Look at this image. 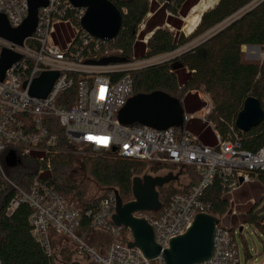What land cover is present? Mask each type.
I'll list each match as a JSON object with an SVG mask.
<instances>
[{"label":"built area","instance_id":"built-area-1","mask_svg":"<svg viewBox=\"0 0 264 264\" xmlns=\"http://www.w3.org/2000/svg\"><path fill=\"white\" fill-rule=\"evenodd\" d=\"M27 1L0 0V14L11 29L20 27L27 17ZM46 1V7L38 10L33 34L22 46L0 38V54L5 49L20 57L0 82V204L4 195L10 193L4 213L10 216L20 206L27 207L31 238L55 262L54 241L61 238L71 248L72 264H164L161 254L146 260L139 250L128 247L132 241L130 232L111 221L115 208L113 190L85 213L92 232L108 235V244L100 250L89 242V236H80L79 212L51 184L53 159L65 149L61 143L89 147L131 161L193 170L194 182L179 188L161 203L157 212L134 214L150 225L161 252L168 249L172 239L185 234L196 215H211V204L204 200V193L214 181L225 197L264 178V148L256 152L244 150L235 127L237 133L231 127L223 139L206 121L213 104L203 87L194 92L203 107L199 113L183 115L182 129L158 131L120 124L117 115L134 96L132 75L165 62L166 54L97 65L103 59L120 57L122 52L111 47L113 40L96 39L81 28L85 9L73 8L68 0ZM139 28L143 30V22ZM67 31L72 37L65 44L54 37H65ZM45 72L57 74L46 96H31V84ZM192 119H200L211 128L213 147L202 145L185 128ZM55 125L62 131V138ZM8 152H13L19 161L13 168L4 164ZM26 160L37 167L26 184L20 185L6 169L15 170ZM217 220L212 256L199 264H239L236 226L226 227Z\"/></svg>","mask_w":264,"mask_h":264},{"label":"trees","instance_id":"trees-1","mask_svg":"<svg viewBox=\"0 0 264 264\" xmlns=\"http://www.w3.org/2000/svg\"><path fill=\"white\" fill-rule=\"evenodd\" d=\"M107 1L122 15L120 33L111 43L114 50L122 52L121 56L117 57L123 60L122 62L132 57L149 58L170 54L179 46L202 37L198 45L175 58L134 73L132 75L134 95L149 94L154 91L165 92L171 97L177 95L182 97L181 104L185 111L187 106L195 101L197 106L191 112L194 113L203 107V103L194 92L203 87L209 93L213 104L206 121L214 126L223 139L228 137L231 127L235 131L234 121L246 98H256L264 113V64L243 62L241 52L242 47L264 46V0L236 20H234L236 17L259 0H218L212 8L202 14L201 18L187 16L199 0L170 2L154 0L150 3L147 0ZM122 10L125 11L124 14ZM187 18H192L190 26L184 22L190 31L183 27V20ZM142 22L144 28L138 36L140 40L148 34L149 37L146 43L140 42L136 48L135 36ZM226 24L228 25L225 26ZM223 26L225 27L222 28ZM180 31L182 37L187 36L181 42ZM54 127L62 138V131L56 125ZM189 127L196 132L201 131L199 136L206 141L207 129L202 126ZM238 138L244 150L256 152L264 148V120L247 133H238ZM62 145L65 149L58 153L52 162L51 184L67 201L65 195L72 192L73 187L70 189L67 188L66 183H61L60 176L61 171L73 161L68 152L70 149L89 147H72L61 143ZM99 153L101 158L86 159L83 168L93 182L104 189V195L83 203L81 208L67 201L80 214L78 232L83 238L92 232L85 213L92 209L109 190H116L123 203L129 202L131 180L135 177L136 170H140L146 164L119 158L110 153ZM36 167L33 161L26 160L21 161L15 170H7V172L15 182L25 185L34 174ZM261 181H264V178ZM177 192L179 190L170 191L160 202H166ZM9 195L10 193L4 195L0 204V264H58L48 258L31 238L28 224L30 210L27 207L20 206L12 215H5L4 210ZM204 200L211 204L209 214L217 218L228 207L227 201L224 200V192L217 181L205 191ZM248 215L244 222L255 223L256 215L253 214V208L252 213L249 211Z\"/></svg>","mask_w":264,"mask_h":264},{"label":"water","instance_id":"water-1","mask_svg":"<svg viewBox=\"0 0 264 264\" xmlns=\"http://www.w3.org/2000/svg\"><path fill=\"white\" fill-rule=\"evenodd\" d=\"M170 1L165 0V2ZM27 2V17L17 29H11L5 17L0 14L1 39L22 46L23 41L33 34L37 24L38 10L46 7L47 1L28 0ZM68 2L73 8L85 9L80 26L90 36L99 40L112 41L120 33L122 15L107 0H68ZM250 9L241 13L234 20ZM19 58L17 54L5 49L2 50L0 54V82L3 81L5 71ZM122 61L118 58H109L95 64L107 65L109 63H121ZM56 75L55 72L41 74L31 84L29 94L37 98H44ZM183 115V106L178 99L169 96L165 92L154 91L149 94L132 96L119 111L117 120L124 126L140 125L162 131L168 128L182 129L184 124ZM263 120L264 113L259 101L254 97H248L244 100L242 109L236 116L234 127L239 133H247L250 129L262 123ZM18 163L19 161L14 153L8 152L4 159L5 166L13 168ZM179 175L180 173L168 172L163 176L134 177L131 180L132 199L127 203H123L118 192L113 190L115 208L111 221L115 226L123 227L130 232L132 241L128 243V247L139 250L146 260H152L161 254L164 264H199L207 261L212 256L214 228L218 224L216 217L207 214L196 215L185 234L172 239L168 249L162 252L154 242L150 225L144 219L134 217V214L137 213L157 212L161 207L157 189L171 182H176ZM239 231H241V228H239Z\"/></svg>","mask_w":264,"mask_h":264},{"label":"rangeland","instance_id":"rangeland-1","mask_svg":"<svg viewBox=\"0 0 264 264\" xmlns=\"http://www.w3.org/2000/svg\"><path fill=\"white\" fill-rule=\"evenodd\" d=\"M147 1L150 3L154 0ZM200 1L202 0H199V2ZM203 1L207 3L212 2V4H210L211 7L218 2L217 0L215 1V3L211 0ZM260 1L262 0H259L258 2ZM257 3H255L252 7H254ZM199 15H191V13L189 12L187 16H194L198 18ZM191 19L192 18H187L185 19V21L183 20V27L186 30L189 29L184 25V22H186V24L188 23L187 25L190 26V24L192 23ZM139 32L140 28L138 27L135 36L136 48L138 47V43H145L144 40H147V38L149 37L148 34L144 36L142 40H140V37L138 36ZM54 37L62 39L63 44H65L66 40H71L72 34L70 31H67L65 37H58L57 34L54 35ZM186 38L187 36H181L180 31L179 41L181 42ZM201 38L202 37L193 39L179 46V48L173 53L166 54L165 61L171 60L181 53L195 47L199 44L198 42L201 40ZM241 52L243 62L259 65L264 64V46L242 47ZM174 97H176L182 103V97H178L177 95H175ZM99 152L100 151H94L91 148L70 149L68 154L72 156L73 161L68 167H65L63 171H61V183H66L67 188H75V190H73L72 188V192L67 193L65 197L67 201L73 203L79 208L82 207L83 203L96 200L104 195V189L97 186L93 182L92 178L86 174L83 168V164L85 163L86 159L101 158V153ZM168 171H175V173L179 172L181 176L183 175L187 178L181 179V183L171 182L157 189L158 198L159 201H161L163 198H165V195L170 193V191L178 190L177 186L179 184H184L187 182L188 178H192L193 170L191 172L190 169H176L161 165L144 164V166L140 170H136L135 177L142 178L146 175L152 177L163 176L167 174ZM77 193L79 195H77ZM224 200L227 201L228 207L222 215H218V218L220 222L223 223L226 227L236 226L235 243L237 244L238 249L239 264H264V227L260 226V222H264V181H259L253 184H245L238 190L230 194H225ZM252 208L253 214L256 215V222H244L247 216H249V211H251L252 213ZM239 228L242 229L241 232L239 231ZM92 239L102 241V237H99L97 235H95ZM54 244L57 247L56 252L58 264H72L73 254L71 253V248L68 243L61 238H57Z\"/></svg>","mask_w":264,"mask_h":264},{"label":"crops","instance_id":"crops-1","mask_svg":"<svg viewBox=\"0 0 264 264\" xmlns=\"http://www.w3.org/2000/svg\"><path fill=\"white\" fill-rule=\"evenodd\" d=\"M183 106V105H182ZM197 104L194 102L193 104H190L187 106V110L185 111L184 110V107H183V110H184V114H194V113H199V111H195L194 113H191L192 111L195 110ZM189 126H194L195 128L199 127V126H202L203 128L207 129V135H206V141H204L203 139L200 138V132H196L194 131L192 128H190ZM185 128L191 132L192 134H194L195 136H197L198 140L200 141V143L204 146H209V147H213L215 145V141H214V138H213V133H212V130L211 128L204 122H202L200 119H192L190 121H188L185 125ZM203 130V129H202ZM171 168H175V167H171ZM169 172V171H168ZM172 172L173 174H175V171H170ZM179 173V172H177ZM184 178H187L185 176H181V174L179 175L178 177V180L176 182H180L181 183V179H184ZM194 175L192 174V178H188L187 182L184 183V184H179L177 186V188H181V187H186L189 183H192L194 182ZM97 235L99 237H102V241L100 240H95V239H92L94 238V236ZM88 240L89 242L95 246L96 248L98 249H102L106 244H108V242L110 241V238L108 235L104 234V233H101L99 231H93L89 237H88Z\"/></svg>","mask_w":264,"mask_h":264},{"label":"bare ground","instance_id":"bare-ground-1","mask_svg":"<svg viewBox=\"0 0 264 264\" xmlns=\"http://www.w3.org/2000/svg\"><path fill=\"white\" fill-rule=\"evenodd\" d=\"M211 1H214V3H215L216 0H211ZM210 4H212V2L211 3H207V2H205L203 0L200 1L197 5H195L193 8H191V11H190L191 15H194V14H198V15L199 14H203L205 11H207L210 8H212L216 3L212 7H211ZM199 16L201 18V15H199Z\"/></svg>","mask_w":264,"mask_h":264}]
</instances>
